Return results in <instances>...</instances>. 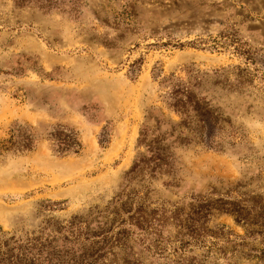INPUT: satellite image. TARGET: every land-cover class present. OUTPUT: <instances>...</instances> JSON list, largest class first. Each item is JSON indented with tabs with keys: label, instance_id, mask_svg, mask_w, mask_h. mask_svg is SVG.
<instances>
[{
	"label": "rangeland",
	"instance_id": "1",
	"mask_svg": "<svg viewBox=\"0 0 264 264\" xmlns=\"http://www.w3.org/2000/svg\"><path fill=\"white\" fill-rule=\"evenodd\" d=\"M263 219L264 0H0L1 264H264Z\"/></svg>",
	"mask_w": 264,
	"mask_h": 264
},
{
	"label": "trees",
	"instance_id": "2",
	"mask_svg": "<svg viewBox=\"0 0 264 264\" xmlns=\"http://www.w3.org/2000/svg\"><path fill=\"white\" fill-rule=\"evenodd\" d=\"M133 171H135V168L133 169ZM235 211H236V214H237V219L239 220V221H241V220H247V222L248 223H246L248 226H251V225H253V224H256V223H254L253 221H251L247 216L246 217H244L245 215H242L241 213H240V211H239V209H234ZM258 222V221H257ZM261 228H263L264 227V219H263V222L261 223ZM257 231H260V229L259 230H257ZM256 232V230L255 229H253V227H250V228H248V234H250V236L251 235H253L254 233ZM261 232V231H260ZM100 256H102L101 254H98V255H96V253H92V254H89V253H85L84 255H83V261L84 262H82V264H99L100 263ZM264 257V255H261V258H262V260H264L263 259V257ZM5 260V259H4ZM0 264H1V262H0Z\"/></svg>",
	"mask_w": 264,
	"mask_h": 264
}]
</instances>
